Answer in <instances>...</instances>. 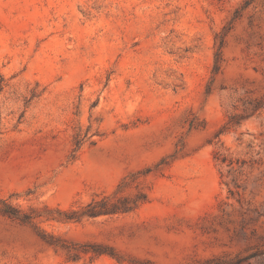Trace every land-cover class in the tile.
<instances>
[{
    "label": "rangeland",
    "instance_id": "obj_1",
    "mask_svg": "<svg viewBox=\"0 0 264 264\" xmlns=\"http://www.w3.org/2000/svg\"><path fill=\"white\" fill-rule=\"evenodd\" d=\"M0 264H264V0H0Z\"/></svg>",
    "mask_w": 264,
    "mask_h": 264
},
{
    "label": "trees",
    "instance_id": "obj_2",
    "mask_svg": "<svg viewBox=\"0 0 264 264\" xmlns=\"http://www.w3.org/2000/svg\"><path fill=\"white\" fill-rule=\"evenodd\" d=\"M96 203H97V207L93 206V208H89L87 210V214L89 216H97V215H101V214H104V213H112V212H115V211L119 210L114 205L107 206L103 202H96ZM90 205L91 204H88L87 207H90Z\"/></svg>",
    "mask_w": 264,
    "mask_h": 264
}]
</instances>
